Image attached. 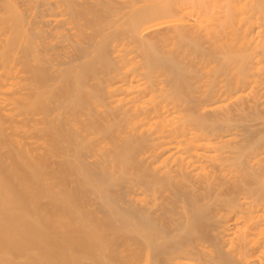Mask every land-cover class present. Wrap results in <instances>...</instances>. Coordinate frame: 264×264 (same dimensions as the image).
<instances>
[{
  "label": "bare ground",
  "instance_id": "1",
  "mask_svg": "<svg viewBox=\"0 0 264 264\" xmlns=\"http://www.w3.org/2000/svg\"><path fill=\"white\" fill-rule=\"evenodd\" d=\"M93 2L112 6L105 12L101 9L106 13L105 21L94 19ZM142 8L154 10L146 20L148 23L127 28L126 15L130 17V13ZM116 32H122L123 39L112 38ZM15 39L17 46L12 45ZM199 46L211 54L207 57L192 54ZM22 49L24 53L29 50L35 68H44L49 75H58L65 68L77 70L80 65L109 64L107 74L95 78L96 85L103 89L100 92L104 91L103 105L93 102L89 108L97 115L121 114L124 125L116 135L121 137L123 133L128 140L142 144L139 162L150 172L180 184L193 194L202 183L232 181L238 176L237 167L225 161L240 143L242 131L239 127L217 128L210 117L227 114L243 104L264 108V0H0V52L6 51L11 57L6 60L10 57L5 55L4 59L0 53V114L7 121L19 123L13 127L18 135L28 134L21 123L37 119L35 115L16 114L17 108L14 109L15 101L24 98L28 90L22 88L25 72L17 63ZM170 54L178 56L177 61H169L167 66L152 71L156 61L160 63ZM222 58L231 59L234 64L223 67ZM190 75L195 76V86L211 85V89L195 94L194 98L189 94L191 99L188 95L184 97L186 94L175 87V81ZM70 76L74 77L71 72ZM218 76L222 80L212 88L211 82ZM58 78L56 81H63L66 76ZM59 84L51 85V89L46 85L49 88L46 93L37 89L38 96L48 98L58 93ZM184 84L179 87H185ZM68 95L64 94L65 99ZM59 110L51 113V119L67 120L69 117ZM5 127L0 119V129ZM81 130L78 125L75 127V131ZM93 142V147L100 150L108 143L104 137ZM31 145L43 148L39 142ZM65 150L55 157V162L77 167L73 173L65 174L63 180L70 192L75 185L82 187L78 180L87 184L76 192V197L72 196L86 202L83 210L97 226V233L111 238L120 229L121 235L136 241L127 246L123 261L126 264H264V203L244 194L229 198L226 209L211 219L212 238L206 240L198 222L189 225L194 223V216L184 199L173 204L181 213V220L174 219L178 223L175 228L172 218L170 222L162 219L166 211L161 202L163 197L154 186L147 194L140 188L118 191L111 185L88 181L81 161L89 163L91 155L81 159L75 152ZM247 162L252 167L263 165L264 149L249 156ZM2 167L0 155V264H111L103 250L86 256L76 250L79 248L76 241L61 228L58 231L57 223L47 224L51 218L41 215V206L67 205L60 197L61 189L53 187L42 192L22 189L16 185V177H7ZM218 194L220 199L223 194ZM200 201L211 204L205 198ZM94 203L98 208L95 209ZM112 208L123 217H117ZM80 227L91 229V224L81 223ZM109 242V249L117 254L118 242L114 245Z\"/></svg>",
  "mask_w": 264,
  "mask_h": 264
},
{
  "label": "rangeland",
  "instance_id": "2",
  "mask_svg": "<svg viewBox=\"0 0 264 264\" xmlns=\"http://www.w3.org/2000/svg\"><path fill=\"white\" fill-rule=\"evenodd\" d=\"M105 5L106 4L101 5L104 7L103 9V7L99 6L98 3L93 2V7H95V9L93 8L94 19L96 18L97 20L105 21L106 13L104 12L108 11V7L110 6L109 4H107L106 6ZM149 9L150 8H142L140 9V11L136 10L135 13H130V17L129 15H126L125 20L127 21V23L125 26L127 28H130L132 25L138 27L146 25L148 23L146 21L147 18L150 14L154 13L153 9ZM95 11H97L98 14L97 12L95 13ZM99 13L101 14L100 16ZM131 16L133 17L131 18ZM132 21L134 22V24L132 23ZM127 24H129V26ZM116 33L118 35H114L115 33H113V36L111 35V37L115 39L116 36L117 39H123V34H121L122 32ZM16 40L17 39H15V42L13 41V46L16 45ZM203 48L204 46L197 47L196 49L192 50V54L194 52L195 56H209L211 52L208 53ZM215 49L216 48H213V53L217 52V50ZM28 51L29 50H25L24 53V50L22 49V53L20 52L21 59L19 58V60L17 61V63H19L22 67L21 70L25 72L24 78L21 79V85H23L22 88H28V90L26 91V95L24 96V98L21 99L20 97V99L18 98L15 101L16 103L14 105V109L17 108L15 110L16 114H24L22 116L35 115L37 119L31 123H21L20 126L26 132H28V134L18 135L13 127H18L19 123L7 121L3 117V115L0 114V119L5 123V125H7V127H5L4 129H0V155L1 163L3 165L2 168L5 171L7 177H16V185H20L19 187H21L22 189L32 192H42L53 187L61 189L60 197L67 202V205H61L57 203V205H48L46 203L41 206L40 213L41 215L45 214L50 216L51 222L47 220V224L49 223V225H52L57 223V227L59 226L58 231H61L62 229L64 231V234H67L66 236H70L72 241L77 242L79 248L76 250L78 252L86 256H92L95 252L103 250L105 252V257L111 262V264H126L123 261L128 253L127 246L133 244L134 242L136 243V241L132 240V238H126L125 236L121 235L120 229H117L116 232H114L113 236H111V238L108 236H104L103 233H97V226L93 223L91 218H89L85 214L83 210L86 202L77 201L74 198V196L76 197V195L78 194L76 192H78L81 188L85 189L83 185L87 184L82 180H78L79 185H81L82 187L79 188L75 185V189L73 190V192H70L68 185L63 180L65 174H68L70 172L73 173L75 171L74 168L77 167L60 165L55 162V157L63 154L65 147V151L68 150L71 152H75L76 156L79 155L78 158L80 157L81 159H83V157L87 156L88 154L91 155L89 163L85 159L81 161V164L84 161L83 164L86 166L85 167L81 165V169L84 176H87L88 181L111 185L113 186L112 189L117 190L118 188V191H121V189L125 191L129 188L131 189L134 187L137 189L140 188L147 194L150 193L151 187L154 186L156 189H158L159 196L163 197V201L161 200V202L163 203L166 211H164L162 219L170 222L172 218V226H176V224H178L175 220H181V213L178 209H176L177 207L174 206L175 202L184 199L190 207L189 210L191 215L194 216V223L191 222L189 225L192 227L193 224H196V222H198L200 228L199 231L204 232L203 239L206 238V240H210L212 238L211 235H209V230L212 226L210 223L211 219H213L216 214L226 209V207L228 206L229 198H234L238 195L244 194L252 197L257 202L264 203V164L252 167L247 162L249 156L257 151L264 149V108H258L256 107V105L250 106L243 104L240 106V108H242L241 110H239L240 108L233 109L227 114H220L217 116H211V119L209 118L210 120H213L215 122L214 126L217 125V128L226 127L227 129H231L233 127H239L241 129V133L243 134L242 139L240 140V143L231 150V156L225 161L226 164L233 166L234 168L237 167L236 169L238 176L232 181L219 180L215 184L202 183L198 186L197 192L193 194L188 189L182 187L180 184L171 180L162 179L158 175L150 172L142 163L139 162L138 156L140 154L142 144L138 141L135 142L133 140H128L123 133L121 137H118L116 135V131L118 130L119 132L120 130H122L124 125L123 121L120 119V113L117 114L118 116L112 115V117H110L109 115H97L93 113L94 111H92L91 107L89 108L90 103H103L105 96L104 91L102 92L103 94L100 92L103 89H100L99 85H96L95 78L105 76L108 72L109 64H107V66H105L106 63L104 62L101 65L86 64L88 66L86 68V65H80L81 68H79L80 66H78L77 70H75L76 67L65 68V73H63L64 71H61V73H58V75L52 73V75H49L50 72L44 71V68H35L33 66V62ZM3 52L1 51L0 53L1 56H4V59H6L7 56L10 57L9 53L7 54L6 51ZM23 53L25 55H23ZM5 55L7 56L5 57ZM104 56L106 55L102 54V57ZM177 57L178 56H176L175 54H170L168 55V58H165L164 60H162V62L159 63L158 61H156L155 65L152 64L154 65V67H152V71H157L159 68L167 66L169 61L171 63L177 61ZM6 60L10 61L11 57L10 59ZM151 60H153V58H151ZM223 64L225 66H229L231 64H234V61H231V59L222 58L220 60V65L225 67ZM182 66H184V63L182 64ZM70 70L76 72L73 73ZM68 71H70L74 77L70 76V72ZM66 72H68L69 74H67ZM60 74L64 78L66 76L65 79L67 80H65ZM63 74L66 75L64 76ZM59 76L64 80L62 81L61 79H59ZM68 76L71 78V80L69 78V81ZM188 77H184V80H181L182 77L181 79L179 77L175 81V87L182 89L183 91H181L183 95L186 94L184 97H190L191 95L192 98H194L195 94L199 92L202 93V91L204 92L211 89V85L209 84V86L207 85L208 87H206L205 85H202L200 87L195 86V76L190 75ZM57 78L62 82L56 81ZM215 80L217 82L214 80L211 82L212 84H214L212 88H215L218 82L222 79L218 76ZM44 82L46 84H43ZM47 82H49L48 84L51 83L50 86L47 84ZM93 82L95 84L94 86ZM177 82L179 83L177 84ZM55 83H60L59 87H61L56 91H59L58 93H53L49 96L50 98L48 97L50 100L47 98V96H38L37 89L40 88V90L46 93V90H49L48 87H50L51 89V85H54ZM183 83L186 84H184L185 87H183L185 89L179 87L182 86ZM46 85L48 87H46ZM75 87L78 89H75ZM96 87H98L100 90ZM68 92L69 95L67 94ZM64 94L68 95V99H70V95H72V100L68 101L67 98L65 99ZM60 95L61 97H59ZM63 99L66 102H63ZM50 101H52L54 105ZM64 103L67 104L65 105ZM49 105H51L52 107ZM55 106L57 109L55 108ZM55 110H59V112L66 114L70 119L68 118L67 120L61 122L54 121L53 119H51V113ZM89 112H91V114H88ZM86 114L90 115L88 116V119L86 117ZM77 116H82L84 117V119L79 118V120H75L74 117ZM91 116H93V118ZM32 125H34L35 127H32ZM75 125H78L82 128L81 132L75 131ZM92 133L94 136L91 135ZM96 135L97 137L94 138ZM89 137L92 138H90L92 140L91 142ZM100 137H104L108 141L106 148L103 150H100L95 146L93 147V140ZM79 141H81V143H79ZM31 142H39L42 144L43 148H35L33 145H31ZM18 143H20L22 147L19 146ZM136 143H139L140 145ZM73 144L74 146H76V144H79L81 147L79 145V148H77L78 146L74 147ZM63 147L64 149H62ZM73 148L77 149L74 150ZM76 150H79L80 152L78 151L77 154ZM219 192L223 194L220 199H218L220 195L218 194ZM202 198L211 200V204L204 205L200 201ZM91 204H93V202H91L90 205ZM121 204L125 206L124 199H121ZM30 206L32 205L30 204ZM93 206L95 207V209L98 208L96 206V203H94ZM112 211H114V214L117 217H123V214H121L115 208H112ZM101 217H104V220L106 219L104 215ZM52 220L54 223L52 222ZM81 223L91 224V229L81 228ZM179 225L181 226V222H179ZM177 227L178 226H176L175 228ZM119 238H121V243L118 242ZM108 242L111 245H114L118 242L117 245H119L118 248L120 249L117 254L113 253L109 249Z\"/></svg>",
  "mask_w": 264,
  "mask_h": 264
}]
</instances>
